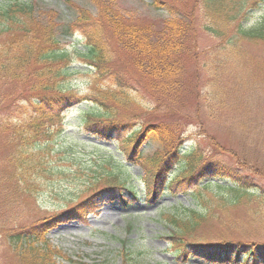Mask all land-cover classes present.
<instances>
[{
    "label": "trees",
    "instance_id": "obj_1",
    "mask_svg": "<svg viewBox=\"0 0 264 264\" xmlns=\"http://www.w3.org/2000/svg\"><path fill=\"white\" fill-rule=\"evenodd\" d=\"M88 1L94 13L73 2L64 3L66 10L74 8L75 16L67 13L68 18L60 24V6L55 0H0V84L16 86L11 96L0 97V134L6 135V143L12 148L8 157L0 159L3 206L16 205L19 199L33 194L38 182L34 183L38 170L33 166L42 163L41 149L46 147L39 144L65 137L68 127L114 145L108 149L89 143L91 148L84 152L87 148L75 141L79 148L70 150L89 155L86 165L76 167L78 158L72 164V174L84 180L81 196L60 205L56 215L2 233L9 253L18 264H67L58 262L70 259L49 241L50 230L60 223L85 221L102 196L122 207L135 200L156 205L165 193L183 190L189 191L190 206L171 205L158 214L168 226L169 248L178 260L188 262L194 257L210 264L233 263L242 253L243 264L250 259L258 264L257 260L264 258L262 185L249 181V176L237 169H229L217 156L212 159L213 147L219 149L217 142L205 150L202 140L196 138L183 148L186 139L182 129L172 127L165 133L155 121L134 122L136 116L130 117L129 111L144 102L168 111V100L174 103L183 96L189 82L183 78V66L193 54L195 23L219 39L220 50L225 53L242 55L240 43L264 42V0H178L179 4L151 0L152 7L165 11L166 16L149 21L126 17L115 9L113 0ZM254 11L258 16H253ZM106 27L112 35L105 33ZM73 29L81 34L82 46L72 43L74 48L69 51L62 48L60 40L73 35ZM111 41L124 52L123 61L144 77V86L129 81L131 77L126 76L121 60H116L121 55ZM78 73L87 75L93 85L100 73L113 78L111 84L105 82L107 87L95 86L102 89L98 93L85 96L68 85L69 77ZM217 104L210 105V118L221 116L220 106L224 104L220 100ZM76 106L78 113L72 118L77 124H72L67 114ZM46 152L45 157L54 150ZM75 153L70 155L78 157ZM53 162H43L40 170L63 172L64 168ZM255 202V210L245 220L230 216L238 207ZM213 225L219 230L220 241L198 238L202 229ZM242 238L248 239L245 242Z\"/></svg>",
    "mask_w": 264,
    "mask_h": 264
},
{
    "label": "rangeland",
    "instance_id": "obj_2",
    "mask_svg": "<svg viewBox=\"0 0 264 264\" xmlns=\"http://www.w3.org/2000/svg\"><path fill=\"white\" fill-rule=\"evenodd\" d=\"M55 1L60 6L56 7L60 24H63L68 18L67 13H70L69 17L75 16L74 8L72 10L65 9L64 3L67 4V1L85 7L90 12H95L88 0ZM113 1L115 9L121 11L126 17L138 18V21L158 20L160 17L166 16L165 11L161 9L158 11L152 7L151 0ZM172 1L179 4L178 0ZM258 14L256 11L253 12L255 17ZM196 15L199 17L198 11H196ZM194 29L195 32L192 34L194 44L190 39L192 58L190 57L183 66V78L189 79L187 87L182 91L185 92L182 94L183 96L174 103L168 100V103L165 104L168 111H161L162 107L149 106L147 102L140 103L142 105L140 107L132 106L129 111L132 114L130 117L136 116L134 122L155 121L156 125L164 127L165 133H170L172 127L182 129L186 139L183 148L193 144L196 138L202 140L201 147L205 150L217 142L219 149L212 146L214 148L212 159L217 156L227 164L229 169H237L242 175L247 174L249 181L255 184L258 182L264 188V178L262 177V175L264 176V82L260 81L264 80V77L261 78L264 75V42H242L240 43L242 55L239 52L235 55L230 51L226 54L220 50L222 43L219 42V39L201 29L198 23H195ZM105 33L112 35L107 27ZM72 34L60 40L62 48L69 51L74 48L72 43L82 46L81 34L75 29ZM111 44L122 56L116 60L120 59L123 63L126 76L131 77L129 81H138L144 86L146 84L144 77L137 74L131 65H127V61H123L124 52L115 41H111ZM229 58L231 61L227 60ZM75 66L77 65L75 64ZM111 78L113 77H106L100 73L93 85L87 75L78 73L69 77L68 85L82 95L92 96V92L98 93L102 90L99 89V86H108L105 82L111 84ZM97 85L99 86L95 88ZM0 87V97L3 94L11 96V93L16 92L15 85L0 84ZM197 89L200 96L196 94ZM218 91L221 94H217ZM219 100L222 105L224 104L220 106L223 109L219 113L221 116L210 118L208 115L210 105L218 107ZM8 101L7 99L4 102ZM81 106H85V104ZM77 107L79 106L70 109L67 114V119H71L68 121H71L72 124H77V121L72 118L78 113ZM221 119L225 121V125ZM202 129L205 130V133H202ZM64 133H66L65 137L61 139L54 141L55 138H52L39 144L45 143L46 147L41 149V155L44 156L40 159L42 163L38 162L33 166V169L37 168L38 170L34 183L38 182L34 188L36 190L30 197L19 199L18 204L15 202L16 205L8 203V206H3L1 199L4 197L0 196V264H18L13 255L9 253L2 233L6 234L8 229H14V231L24 229L23 227H27L29 224L37 223L39 219L44 220L51 215H56L62 208L60 205L65 204L76 195L81 196L82 189L85 187L84 180L72 174L74 170L72 164L78 158L79 162L74 164L76 167L81 164L86 165L89 155L84 152H88L91 148L89 143L101 144L108 149L114 147L112 142H99L91 135H86L81 131L77 132L74 126L68 127ZM5 136L0 134V159L2 156L8 157L12 152L11 146L6 143ZM76 140H79V143L87 148L84 152L70 150V148H79L78 143H75ZM147 145L149 150L152 149V146ZM50 149L54 150V153L45 157L46 150ZM71 152H76L75 154H79V156L73 157L70 155ZM49 161L53 162L56 167L61 165L64 168L63 172L60 174L53 171L42 172L40 169L43 167V162L48 164ZM87 168L88 166L84 167V170ZM3 173L0 174V178H3ZM134 173L138 174V170L135 169ZM35 184L33 185L35 186ZM190 204L189 191L183 190L178 191V194L165 193L156 206L150 205L147 201L135 200L128 206L122 207L118 201H111L102 196L98 206L95 207V213L89 215L87 220L60 223L50 230L48 238L70 259V261L58 260L60 263L209 264L206 260L194 257L188 262L178 260L172 249L169 248L171 241L166 237L169 231L168 226L161 221L162 219L158 215L160 210H165L171 205L190 206ZM256 205L255 202L249 206L238 207L232 211L230 216H235L240 221L245 220L251 211L255 210ZM214 229H217L215 225L208 229H202L198 238H204L206 242L220 241V235L216 234L219 233V230ZM242 239L246 242L248 238ZM254 260H248L247 264H254ZM263 260L264 258L258 259V264H264ZM224 264L232 263L225 262ZM236 264L241 263L237 262Z\"/></svg>",
    "mask_w": 264,
    "mask_h": 264
}]
</instances>
